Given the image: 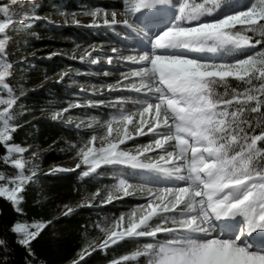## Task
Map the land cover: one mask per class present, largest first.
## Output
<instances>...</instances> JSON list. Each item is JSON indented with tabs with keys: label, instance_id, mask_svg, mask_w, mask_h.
I'll return each mask as SVG.
<instances>
[{
	"label": "snow or ice",
	"instance_id": "1",
	"mask_svg": "<svg viewBox=\"0 0 264 264\" xmlns=\"http://www.w3.org/2000/svg\"><path fill=\"white\" fill-rule=\"evenodd\" d=\"M239 2L123 0V19H117L116 11L110 21L105 19V24H122L135 32L143 47L134 54H117L135 67L122 72L123 80L116 82L117 87L109 86V92L127 88L135 95L108 101L118 112L105 122L107 133L99 138L100 146H95L98 137L93 135L78 151L84 175L101 165H126L156 174L159 183L135 185L119 179L114 186L117 192L129 196L138 191L146 202L136 211L122 214L113 228L101 227L106 239L99 248L107 249L125 237H147L151 239L138 241L143 243L142 250L123 259L143 256L147 264H264V238L251 242L254 234L264 237V0H249L243 8L236 7ZM17 3L0 0V34H5L0 38V86L5 88L13 67L6 58V30L17 23L12 19ZM163 10L171 15L161 28L151 13ZM37 18L23 13L22 19L28 23H20V27H30ZM190 53L209 54V58ZM229 53L236 55L228 58ZM107 62L111 64L113 57ZM227 77L246 87L229 91ZM217 85L224 86L223 94L216 91ZM16 103L14 95L0 100L3 164L19 170L11 179L0 176V183L8 185L0 186V198L22 215L26 185L35 172L25 175L22 154L26 149L11 143L18 127L11 123ZM126 103L135 106V112L126 111ZM129 125L135 136L151 134L150 142L137 145L135 152L120 147L133 140ZM112 199L109 194L102 202ZM71 212L69 208L64 214ZM222 225L234 234H217ZM45 226L33 223L35 230H30L16 222L10 232L31 257V244ZM0 245L6 247V242L0 239ZM87 255L91 252L82 249L80 260Z\"/></svg>",
	"mask_w": 264,
	"mask_h": 264
},
{
	"label": "rangeland",
	"instance_id": "2",
	"mask_svg": "<svg viewBox=\"0 0 264 264\" xmlns=\"http://www.w3.org/2000/svg\"><path fill=\"white\" fill-rule=\"evenodd\" d=\"M56 1V3L50 2L46 4V14H41V9L44 5L43 0H18V3L13 7L12 19L17 21V23H13L6 30V58L13 67L10 69L9 76L5 80L7 88L0 86V100H6L12 95L17 98V103L13 106L14 120L11 122L13 124L22 121L26 108L21 99L28 94L37 91L49 92L56 86L61 88L64 94L67 95V98L61 100L58 107H53L47 114L34 119L35 121L44 119L45 121L64 125L72 130L76 129V141L66 144L68 146V150H66L67 159L53 165L50 169H44L41 167V159L46 151L40 150L36 144H31L24 148L26 151L22 154V159L25 161L24 173L25 175H32L34 171V179H37L51 172H56L57 174H70L75 177L77 182L90 181L97 183V191L101 194L99 197H94L93 195L97 191L91 192L90 189H87L84 191V196L76 205L65 206L62 213L67 212L69 208L72 211L80 207L95 209L94 228L100 237L97 242L87 248V251L93 252L96 250L100 254L106 255L110 247L129 240V242H133V245L130 246L131 251L126 255L132 257L138 249H143V243L141 242L148 241L151 238L125 237L116 244L110 245L107 249H103L98 247L106 239V235L101 231V227L113 228L122 214H130L136 211V208L141 205L139 199H145L138 191L134 195L129 196H124L122 192H117L114 186L119 183V179L126 178L130 183L135 185L144 183L147 186H152L159 183L157 175L151 172L148 173L147 170L132 169L126 165H101L94 172L84 175L86 169L81 163L78 151L80 147H83L85 142L91 140L93 135L98 137L95 146H100L101 141L99 138L107 133V128L104 126L105 122L118 112V109L108 106L109 100L115 101L121 95H135V93L128 91L127 88H120L118 91L109 92V86L117 87L116 82L123 80L121 73L135 67L118 59L117 54L125 56L134 54L143 47L142 41L139 40V36L136 37L134 35L135 32L124 28L122 24L113 25L105 24L104 22L105 19L111 20V13L113 11L117 12L118 20L123 19L120 14L123 11V0ZM189 2H202V0H189ZM228 2L230 3L232 0H228ZM248 2L249 0H240L236 4V7L243 8L244 4ZM251 2L258 3V0H251ZM166 11H157L159 15L156 20H159L160 25L164 20L167 21L168 18L166 17H169V14L171 15L170 11H167L168 15H165ZM93 12H98V15H91ZM105 12L108 13L107 16H105ZM23 13L34 14L38 18L31 23L30 27L21 28L20 23H28V21L22 19ZM156 20L155 22L158 23ZM0 21H2V17H0ZM35 24H42L44 26L45 34L43 37L32 30ZM59 33H63L64 36L60 35L56 37ZM4 35L0 34V38H3ZM42 38L62 43L65 46L49 45L34 48L33 44ZM30 41L34 43H30ZM259 47L257 45V48ZM113 48L117 49V53L112 52ZM234 55L236 54L229 53L227 57L231 58ZM108 57H113L111 64L107 62ZM56 58L65 59L68 62L78 64V66L57 68L59 62L55 63ZM92 59L98 60V63L92 64ZM35 61L50 64L54 61L56 67L54 66L52 70L47 72L45 69H42L40 72V83L28 87L25 75L31 68L35 67L33 63ZM106 71L109 73L107 76L104 75ZM226 79L235 80L233 77H227ZM124 83L127 84L128 82L125 81ZM244 87L246 86L244 85ZM9 89H11V92H9ZM82 89L83 91H81ZM48 95L52 96L51 93ZM98 101H105V103L100 104L97 103ZM124 107L126 111L135 112L136 110L135 106L131 103H126ZM2 108L3 105H0V109ZM64 109H67V111H64ZM57 113H60L58 117H56ZM53 117L56 118L54 119ZM98 121L100 123H97ZM77 125H80V127H77ZM128 129L133 134V140H127L125 145H121L120 147L135 152L137 145L150 142L151 134L147 136H135L131 125L128 126ZM121 131L123 132L124 130L121 129ZM148 155H154V153H149ZM4 159L5 156L3 157V161ZM77 165H80V167H77ZM7 167L11 172L16 173L19 171L14 169L10 164ZM136 175H146L149 179L141 180L138 177L133 179ZM0 176L6 177L3 171H0ZM6 179L10 178L6 177ZM0 186L7 187L8 185L6 182H3L0 183ZM109 194L114 199L109 203L102 202ZM90 204L95 206H89ZM153 222H155V218ZM20 223L25 224L24 222ZM29 229L32 230L31 227ZM158 235L162 236L164 234L159 233ZM124 256L122 255L118 258L117 262L123 264H147L146 258L143 256L127 261L123 259Z\"/></svg>",
	"mask_w": 264,
	"mask_h": 264
},
{
	"label": "trees",
	"instance_id": "3",
	"mask_svg": "<svg viewBox=\"0 0 264 264\" xmlns=\"http://www.w3.org/2000/svg\"><path fill=\"white\" fill-rule=\"evenodd\" d=\"M50 2L56 3L57 1L43 0L44 5L41 14H46L45 6ZM32 30L39 33L41 37L45 34V28L42 24H35ZM60 35L64 36L63 33H59L56 37ZM32 42L30 41V43ZM59 44L62 43L42 38L35 42L33 47L65 46ZM55 60V63L59 62L57 68L78 66V64L62 58ZM33 63L35 67L31 68L25 75L28 87L40 83L42 69L47 72L52 70L54 66L56 67L54 61L51 64L36 61ZM227 80L229 81V91L242 90L244 87L241 81ZM216 91L223 94L225 88L223 85H217ZM49 93L52 96L48 95ZM64 98H67V95L56 86L49 92L37 91L28 94L21 99L26 108L22 121L12 124L13 126L18 125L13 133L12 143L22 148L36 144L40 150L46 151L41 159V167L44 169H50L53 165L66 160V150H68L66 144L75 142L77 139L76 129L72 130L64 125L44 119L34 120L36 117L50 112L53 107H58ZM4 156L5 149L0 147V171H3L6 177L11 179L15 172H11L8 167H5L3 164ZM26 188L27 191L24 193L21 203L22 215L14 211L10 202L0 198V239L6 242V247L0 245V264H4V261L7 264H32L33 261L35 264H74L76 261L78 264H113L122 255L131 251L130 246L133 245V242L122 241L121 244L110 247L106 255L95 250L91 252V255L80 260L79 253L81 250L88 248L89 244L97 242L100 237L94 228L96 211L91 207H80L65 215L62 210L65 206L76 205L84 196L85 190L97 191V183L77 182L75 177L70 174L51 172L42 178L34 179L26 185ZM16 222H24L29 227L33 223L46 225L31 244L34 256L29 257L26 250L16 243L15 234L10 232L11 225ZM32 230L35 229L32 228ZM118 264L123 263L118 262Z\"/></svg>",
	"mask_w": 264,
	"mask_h": 264
},
{
	"label": "bare ground",
	"instance_id": "4",
	"mask_svg": "<svg viewBox=\"0 0 264 264\" xmlns=\"http://www.w3.org/2000/svg\"><path fill=\"white\" fill-rule=\"evenodd\" d=\"M151 15H153V13L151 14ZM159 15V13L156 11V12H154V19L156 20V18H157V16ZM156 16V17H155ZM140 200V202H141V204H144L145 202H146V200L145 199H142V198H140L139 199ZM136 209H138V208H136ZM262 237L261 235H253V237ZM226 237V236H225ZM262 238H264V237H262ZM261 238V239H262Z\"/></svg>",
	"mask_w": 264,
	"mask_h": 264
}]
</instances>
